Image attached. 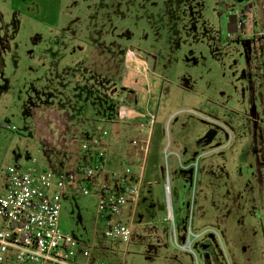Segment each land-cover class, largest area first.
<instances>
[{
	"label": "rangeland",
	"instance_id": "1",
	"mask_svg": "<svg viewBox=\"0 0 264 264\" xmlns=\"http://www.w3.org/2000/svg\"><path fill=\"white\" fill-rule=\"evenodd\" d=\"M99 1L0 0V170L13 166L71 176L61 229L83 243L95 242L100 263L206 264L204 249L213 248L220 264H264V188L255 178L250 114L255 105L264 122V0L244 11L239 0H143L127 19L114 20L127 36L120 41L122 56L127 50L121 87L134 91L136 101L127 103L126 119L95 123L109 133L106 181L101 171L92 178L78 171L94 165L95 149L85 152L80 142L96 135L79 130L66 135L68 105L46 96L66 89L37 63L43 42L61 56L55 68L88 54L84 39ZM235 12L245 27L231 36L228 17ZM254 33L258 43L248 62L243 42ZM130 50L138 61L128 59ZM147 114L156 116L151 134L141 130ZM45 120L51 123L44 126ZM212 134L211 146L201 148L199 138ZM218 147L223 150L206 153ZM124 160L134 168L124 176L129 185L137 182L133 175H142L145 186L136 222L131 206L122 218L105 213V219L96 210L101 186H112L109 172ZM169 208L179 246L188 243L190 231L205 232L193 253L176 247ZM104 219L133 223L131 243L107 238L110 225Z\"/></svg>",
	"mask_w": 264,
	"mask_h": 264
},
{
	"label": "built area",
	"instance_id": "2",
	"mask_svg": "<svg viewBox=\"0 0 264 264\" xmlns=\"http://www.w3.org/2000/svg\"><path fill=\"white\" fill-rule=\"evenodd\" d=\"M131 52L133 56L130 58ZM127 56L129 60H139L133 50H130ZM127 116L128 110L121 108L119 119L124 120ZM146 120L147 125L141 126V130L149 129L151 134L156 118L152 114H147ZM108 137L109 133L103 131L101 137L95 136L80 142L83 151L95 149L96 156L102 161L91 168L79 167L78 171L86 177L92 178L95 171H101L103 176L106 175L107 153L104 142ZM149 143L150 141L148 143L146 141V154L149 152ZM134 144L137 145V142ZM133 169L124 160L120 163L119 170L111 171V177L120 184H126L124 176L131 175ZM6 175L7 185L1 186L4 192L0 193V264H105L95 260L94 243H83L61 229L63 195L71 176L68 174L56 176L49 170L26 172L13 166L7 168ZM139 178L141 184L142 175ZM139 183L128 186L120 194L103 185L97 199V215L104 216L108 213L122 218L125 208L131 206L134 217L142 193ZM166 192L169 204V186L166 187ZM84 195L89 196V191L85 189ZM168 216L175 232L171 211ZM133 225L118 221L110 225L105 236L112 240L120 239L129 245L134 233ZM203 234L205 232L195 235L190 231L188 243L179 246L175 232L176 247L193 253V243ZM121 264L127 263L124 261Z\"/></svg>",
	"mask_w": 264,
	"mask_h": 264
},
{
	"label": "trees",
	"instance_id": "3",
	"mask_svg": "<svg viewBox=\"0 0 264 264\" xmlns=\"http://www.w3.org/2000/svg\"><path fill=\"white\" fill-rule=\"evenodd\" d=\"M134 4L142 6L143 0H100L94 6L91 15L89 29L86 32L87 37L84 39L88 45V54L79 68L90 71V79H93L94 83L84 90L86 93L79 94L78 101H83L84 96L85 103L86 100L93 99L95 101L94 111L96 113L93 117L100 118L98 122H102L101 119L109 122L114 119V116L116 117V111L121 106L135 103V98L121 87L127 50L125 51L123 48L124 55L122 56L120 41L122 39L123 42L126 41L127 36L122 33V29L113 24L114 20L127 19L129 15H132L135 10L132 7ZM139 10L136 9L135 16ZM115 32L118 34L115 35ZM109 37L112 38L111 41H108ZM54 57L61 59L59 54ZM86 107L87 105L83 107L85 111L88 109ZM102 132L96 137H101ZM93 160L94 165L102 163L96 154H94ZM120 185L123 190L126 189L124 188L125 184Z\"/></svg>",
	"mask_w": 264,
	"mask_h": 264
},
{
	"label": "crops",
	"instance_id": "4",
	"mask_svg": "<svg viewBox=\"0 0 264 264\" xmlns=\"http://www.w3.org/2000/svg\"><path fill=\"white\" fill-rule=\"evenodd\" d=\"M43 43H44V45H43ZM43 43L40 44V49L43 50L44 55L38 57L37 58L38 60L36 59L38 62L37 61H35V62L39 63L40 65H43V67H44L43 69L45 71H47L48 73H51L53 76L57 77L58 78L57 81L60 82L61 88L66 89V91H67L66 94H65L66 91L62 92V93L58 92L59 93L58 95L57 94H50V91H46L47 92L46 96L48 97V99L51 98L52 101L61 102V107H66L68 105V107H67L68 111H64V113H66L69 117V122H67L66 135L71 137L72 133H74L76 130H79V132L81 133L82 136H84L86 131L90 132V134H88V136H91V135L97 136L98 134H100V129H98V127H97V125H95V123H101V122H98V121H100V118L93 117V115L96 113L94 111L95 101L93 99L92 100H86L87 102L85 103L84 102V100L86 99L85 96H84L83 101H81V100L78 101L79 94L81 92H83V94L86 93L84 90L89 88L94 83L93 79H90L91 72L79 68V65L82 64V62L86 58L87 53L83 56V58L80 61H79V59H76L75 64L72 63L73 59L67 60V61H66V59H64V64L62 65V68L61 67L55 68V66H58L61 64L62 59H58V58L54 57V56H56V53L55 54L53 53V49H52V47H50L51 44H50V46H48L47 42L46 43L43 42ZM49 49L52 50L51 54H49ZM74 90L77 91V95H75V96L72 95V98H71L70 93H71V91H74ZM123 90L125 92H129L134 98H136L134 95V91H130V90H128V88L123 89ZM54 91L56 92L57 90H54ZM59 95H60V97H59ZM70 98H71V100H70ZM75 101H76V103H75ZM135 101H136V99H135ZM70 102H72V103L69 104ZM86 105L88 107V111H85L83 109V107ZM48 106L46 107V109L49 108V111H50V109H52V108H51V106H49V107ZM125 107H127V106H121L120 109L125 108ZM67 112H70L72 114L67 113ZM82 114L85 115L84 118L83 117L80 118V115H82ZM152 116H154V118H156L155 115H152ZM76 118H78L77 121H76ZM116 118H118V120H120L119 119V112H117V111H116ZM85 121H88V122L85 123ZM101 121L107 122V120H105V119H101ZM113 121H114V119L109 120V122L115 123ZM50 123H51L50 120H47V122L45 120V123L43 121L44 126H46ZM71 126L74 127V129H71L70 128ZM66 139H68V137ZM68 141H70V140H68ZM106 142H107V140H105L104 149L106 150V153L108 154V148H107ZM105 163L107 164L106 161H105ZM7 168L2 170V171L0 170V193L4 192V189H2L1 186L7 185V175H6ZM109 168H111V167L109 166ZM111 170H113V169H111ZM109 174H110L109 177H111V172H109ZM133 177H135V180H137V182L134 185H137L139 183V175L138 176L133 175ZM112 179H113L112 186L107 185L109 187V189H112V191H114L115 193H118V194L122 193L123 189H122L119 181L114 179V178H112ZM125 180L127 183L124 185V188H127L128 186H132V185H129L127 178H125ZM105 181H106V175H105ZM102 182H103V178H102ZM140 185L142 187V193L141 194L144 196V188H143L144 185L142 183ZM102 186L100 188V191L102 189ZM100 191L98 192V196L100 194ZM142 195H141V198L144 199L142 197ZM98 196H97V199H98ZM141 198L139 200V203L141 201ZM139 203H138V205H139ZM96 204H97V202H96ZM132 211L133 210H131V212ZM132 215H133V212H132ZM135 216H136V213H135L134 217H132L134 222H136ZM103 218H105V215L103 216ZM132 219H131V221H132ZM105 221L107 222L108 225H111V223L109 221H107V220H105ZM94 258H95V256H94ZM95 260L100 262L97 258H95Z\"/></svg>",
	"mask_w": 264,
	"mask_h": 264
},
{
	"label": "flooded vegetation",
	"instance_id": "5",
	"mask_svg": "<svg viewBox=\"0 0 264 264\" xmlns=\"http://www.w3.org/2000/svg\"><path fill=\"white\" fill-rule=\"evenodd\" d=\"M257 5L258 0H247L246 3L242 7V10L244 11V8L247 4ZM260 6V5H259ZM257 7V6H256ZM246 9V8H245ZM241 21L244 22L243 17H240ZM243 31L245 27V23L242 24ZM255 34V33H254ZM251 42V45H257L258 43V36L257 34L253 35L251 38H246L244 42ZM260 55L264 58V50L260 51ZM252 56H253V48H252ZM251 56V59H252ZM262 58V57H261ZM262 58V59H263ZM261 116L260 114L257 115V121L254 118H251L253 124H254V130H253V141L256 145V149L254 151L255 154V178L258 180V183L264 188V122H261ZM260 123V124H259ZM216 135H206L199 138V144L201 148H208L211 146L212 141L211 139H215ZM210 140V141H209ZM223 150V147H218L215 149H211L209 151H206L207 154H215L218 152H221ZM205 255L210 256L208 264H220L218 258L216 257L215 251L213 248L204 250Z\"/></svg>",
	"mask_w": 264,
	"mask_h": 264
},
{
	"label": "water",
	"instance_id": "6",
	"mask_svg": "<svg viewBox=\"0 0 264 264\" xmlns=\"http://www.w3.org/2000/svg\"><path fill=\"white\" fill-rule=\"evenodd\" d=\"M246 1L247 0H239V3H240V5H244L246 3ZM243 23L244 22L241 21L237 12L230 14L228 17V33L231 36H235V35L239 34L242 31L241 27H242ZM243 45L245 47V54H246L247 61L250 62L251 56H252L251 42L250 41L243 42ZM250 114H251V117H253V118L256 117L257 109H256L255 105L251 109ZM169 214H170V210H169ZM204 250H207V249H204ZM209 257L210 256L206 255V259H207L206 264H208V262H209V259H210Z\"/></svg>",
	"mask_w": 264,
	"mask_h": 264
}]
</instances>
